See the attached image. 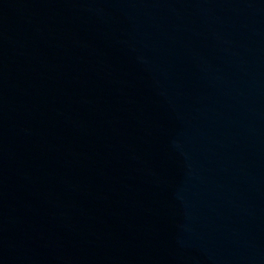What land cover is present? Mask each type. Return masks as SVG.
Instances as JSON below:
<instances>
[{
    "label": "water",
    "instance_id": "water-1",
    "mask_svg": "<svg viewBox=\"0 0 264 264\" xmlns=\"http://www.w3.org/2000/svg\"><path fill=\"white\" fill-rule=\"evenodd\" d=\"M0 264H264V0H0Z\"/></svg>",
    "mask_w": 264,
    "mask_h": 264
}]
</instances>
